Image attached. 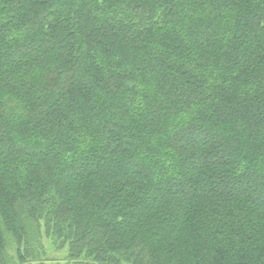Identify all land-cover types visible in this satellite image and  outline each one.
Masks as SVG:
<instances>
[{
  "label": "trees",
  "instance_id": "obj_1",
  "mask_svg": "<svg viewBox=\"0 0 264 264\" xmlns=\"http://www.w3.org/2000/svg\"><path fill=\"white\" fill-rule=\"evenodd\" d=\"M44 238L264 264V0H0V264Z\"/></svg>",
  "mask_w": 264,
  "mask_h": 264
},
{
  "label": "rangeland",
  "instance_id": "obj_2",
  "mask_svg": "<svg viewBox=\"0 0 264 264\" xmlns=\"http://www.w3.org/2000/svg\"><path fill=\"white\" fill-rule=\"evenodd\" d=\"M44 252L39 264H67L68 248L59 250L52 240L44 238ZM13 253V252H12Z\"/></svg>",
  "mask_w": 264,
  "mask_h": 264
}]
</instances>
